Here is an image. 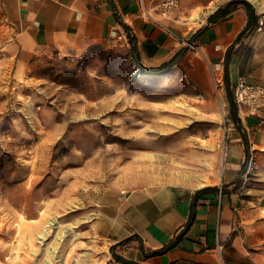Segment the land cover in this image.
<instances>
[{
	"label": "rangeland",
	"instance_id": "obj_1",
	"mask_svg": "<svg viewBox=\"0 0 264 264\" xmlns=\"http://www.w3.org/2000/svg\"><path fill=\"white\" fill-rule=\"evenodd\" d=\"M251 1L264 58V0ZM12 40L0 21V264H105L100 225L139 190L228 187L264 216V121L244 118L224 83L219 99L212 71L204 92L182 58L140 68L127 37L25 63Z\"/></svg>",
	"mask_w": 264,
	"mask_h": 264
},
{
	"label": "crops",
	"instance_id": "obj_2",
	"mask_svg": "<svg viewBox=\"0 0 264 264\" xmlns=\"http://www.w3.org/2000/svg\"><path fill=\"white\" fill-rule=\"evenodd\" d=\"M244 1L256 17L252 23L235 0H179L164 24L191 40L198 52L143 20L139 0H0V21L13 32L8 47L21 63L43 52L54 51L60 58L114 36V41L127 37L140 68H158L181 52L178 61H189L186 74L204 92L211 85L209 71L222 77L228 91L238 76L264 83L256 7ZM239 163V153L231 150L228 170L234 172ZM113 211L100 225L114 247L105 264H264V216L228 187L134 191L116 202Z\"/></svg>",
	"mask_w": 264,
	"mask_h": 264
},
{
	"label": "built area",
	"instance_id": "obj_3",
	"mask_svg": "<svg viewBox=\"0 0 264 264\" xmlns=\"http://www.w3.org/2000/svg\"><path fill=\"white\" fill-rule=\"evenodd\" d=\"M178 5L179 0H153L152 5H146L143 0H139L138 15L167 35L179 39L187 49L198 52L196 45L191 40H184L176 36L164 24V21L172 18ZM213 87L220 99V93L223 90L221 76L213 75ZM231 91L233 102L244 118L252 117L264 121V83H249L244 77L238 76L232 85Z\"/></svg>",
	"mask_w": 264,
	"mask_h": 264
},
{
	"label": "trees",
	"instance_id": "obj_4",
	"mask_svg": "<svg viewBox=\"0 0 264 264\" xmlns=\"http://www.w3.org/2000/svg\"><path fill=\"white\" fill-rule=\"evenodd\" d=\"M234 3H236V4L241 3L244 6L246 13L248 15V22L249 23L256 21V17L254 18L253 10H252L251 6L246 1H244V0L243 1H237ZM129 42L132 44L131 39H129ZM134 53H135V49L132 46V54L134 55ZM180 54H181V52L176 53L168 62L162 64L158 68L148 69L147 72H149V73H161V72L168 70L170 67H172L179 60ZM133 59H134V57H133ZM226 61H227V55H226ZM232 110H233V115H234L235 114V107L233 105H232ZM207 190H214V188H207ZM162 250L163 249H161V251Z\"/></svg>",
	"mask_w": 264,
	"mask_h": 264
},
{
	"label": "bare ground",
	"instance_id": "obj_5",
	"mask_svg": "<svg viewBox=\"0 0 264 264\" xmlns=\"http://www.w3.org/2000/svg\"><path fill=\"white\" fill-rule=\"evenodd\" d=\"M132 75L134 77H137V78H150L151 77L149 74L143 73V72L139 71L138 69L133 70ZM66 234H67V232L62 230L61 235H60V239H61V237H64ZM73 236H75V234Z\"/></svg>",
	"mask_w": 264,
	"mask_h": 264
}]
</instances>
